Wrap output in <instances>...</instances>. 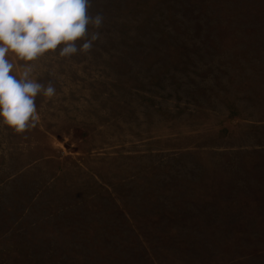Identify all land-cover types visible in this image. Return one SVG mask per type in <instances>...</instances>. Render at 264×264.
Listing matches in <instances>:
<instances>
[{
	"label": "rangeland",
	"instance_id": "1",
	"mask_svg": "<svg viewBox=\"0 0 264 264\" xmlns=\"http://www.w3.org/2000/svg\"><path fill=\"white\" fill-rule=\"evenodd\" d=\"M89 12L91 51L6 55L56 94L0 121V264H264V0Z\"/></svg>",
	"mask_w": 264,
	"mask_h": 264
},
{
	"label": "clouds",
	"instance_id": "2",
	"mask_svg": "<svg viewBox=\"0 0 264 264\" xmlns=\"http://www.w3.org/2000/svg\"><path fill=\"white\" fill-rule=\"evenodd\" d=\"M91 7L92 0H0V121L17 133L38 120L37 95L51 98L56 90L33 79L28 64L19 78L9 75L15 65L6 55L33 61L58 45L64 57L91 51L104 21L102 13L89 12Z\"/></svg>",
	"mask_w": 264,
	"mask_h": 264
}]
</instances>
